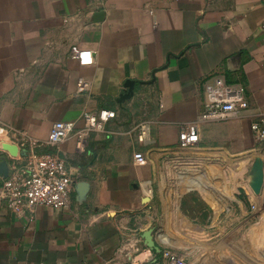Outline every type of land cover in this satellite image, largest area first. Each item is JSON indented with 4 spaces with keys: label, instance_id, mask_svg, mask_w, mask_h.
Instances as JSON below:
<instances>
[{
    "label": "crops",
    "instance_id": "crops-1",
    "mask_svg": "<svg viewBox=\"0 0 264 264\" xmlns=\"http://www.w3.org/2000/svg\"><path fill=\"white\" fill-rule=\"evenodd\" d=\"M72 47L90 51L92 65L73 60ZM213 75L242 85L250 110L198 123L197 145L181 150L178 136L197 122ZM79 78L89 84L83 94ZM103 110L115 117L82 148L70 136L57 151L36 150L57 153L72 175L67 208L16 216L0 203V264H158L162 245L182 248L172 234L190 235L196 249L222 234L230 251L229 235L241 233L236 223L258 198L236 185H246L256 156L264 163L250 130L264 110V0H0V141L27 152L21 133L44 143L53 123L79 130L84 114ZM144 122L150 146L136 141ZM136 153L145 165L134 164ZM21 159L0 151V184ZM217 165L236 177L225 182L230 206L206 176ZM183 170L202 179L190 177L182 195ZM176 199L187 230L170 223ZM147 231L159 253L147 247Z\"/></svg>",
    "mask_w": 264,
    "mask_h": 264
},
{
    "label": "built area",
    "instance_id": "built-area-1",
    "mask_svg": "<svg viewBox=\"0 0 264 264\" xmlns=\"http://www.w3.org/2000/svg\"><path fill=\"white\" fill-rule=\"evenodd\" d=\"M71 58L80 66L92 65L90 51L76 47L70 49ZM89 89V84L82 78L76 82V93L83 94ZM204 109L197 122L188 127L178 136V147L181 150L194 148L198 143V123H221L237 120L247 116L250 110L246 91L242 85L230 84L219 75L207 77L203 83ZM250 130L254 140L264 149V110L252 114ZM115 117L110 111L86 113L82 117V128L75 130L71 122H55L51 125L47 139L39 143L21 133V143L28 150L19 161L10 166L8 177L0 184V203L16 216L32 215L37 208H49L55 211L67 208L73 185V177L66 168L65 162L57 153L37 152L42 146L57 151L65 140L72 136L78 149L85 144L91 134L104 131L107 122ZM3 136V129H0ZM137 143L150 146L152 143L150 129L147 123H141L136 131ZM133 162L143 166L146 159L143 154L133 155ZM144 193L151 196L149 184L143 183ZM160 256L163 264H189L185 257L179 256L171 249L161 248Z\"/></svg>",
    "mask_w": 264,
    "mask_h": 264
},
{
    "label": "rangeland",
    "instance_id": "rangeland-1",
    "mask_svg": "<svg viewBox=\"0 0 264 264\" xmlns=\"http://www.w3.org/2000/svg\"><path fill=\"white\" fill-rule=\"evenodd\" d=\"M176 176L179 181H183V185L180 186V193H182L189 178H192L193 176L188 174L185 170L178 171ZM206 176L214 179L213 187L215 188V198L228 204L227 206H230V201H234L236 198L234 199L230 192L231 189L229 188V185L225 184V182L231 180L232 184H234L233 181L234 178H236L235 174L226 173L223 167L217 165L215 171H212V173L208 171ZM198 177L202 179V175L198 174L193 178L196 179ZM233 188L234 186L232 187V190H234ZM200 189L201 188L198 186L195 188L196 191H200ZM183 194L184 192L182 195ZM225 197H230L231 200L228 201ZM256 199L257 200L252 202V206H247V210L250 212L249 216L236 223L237 227L241 226V233H231V235H229V237L232 238V248L230 251L226 252L224 246V243L228 240V236L223 237L222 234L217 235L208 248L205 244L201 245L200 249L193 248L195 246L192 241H190L191 236L188 234H183L186 237H183V235L182 237H177L174 234L171 236L174 240L177 238L178 240L183 241V243L180 244L182 248L173 249L168 245H162V247L171 249L177 255L185 257L189 264H264V194L258 196ZM177 201L178 200L176 199L175 207L173 209L176 217L171 218L170 223L173 224L175 222L179 225H183L184 229L187 230V225L190 224V219L182 214V209ZM194 206L196 207L197 204H194ZM236 237L237 239H235ZM163 263L164 260L161 258L158 264Z\"/></svg>",
    "mask_w": 264,
    "mask_h": 264
},
{
    "label": "water",
    "instance_id": "water-1",
    "mask_svg": "<svg viewBox=\"0 0 264 264\" xmlns=\"http://www.w3.org/2000/svg\"><path fill=\"white\" fill-rule=\"evenodd\" d=\"M0 151L6 153L11 159L17 160L20 157H24L26 152H20L19 148L11 143L0 141ZM8 177V176H7ZM6 177V178H7ZM264 185V163L260 156H256L253 159L251 167L246 177V185L238 183L236 186L241 189L246 195L248 190L256 197L260 196ZM248 188V190H247ZM152 232L147 231L144 234V239L147 242V247L150 251L159 253V249L155 246V243L151 236Z\"/></svg>",
    "mask_w": 264,
    "mask_h": 264
}]
</instances>
